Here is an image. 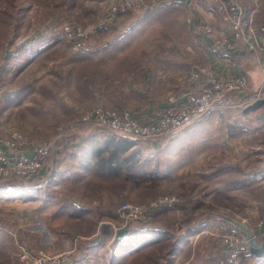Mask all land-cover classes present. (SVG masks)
Masks as SVG:
<instances>
[{"label":"rangeland","instance_id":"374dc122","mask_svg":"<svg viewBox=\"0 0 264 264\" xmlns=\"http://www.w3.org/2000/svg\"><path fill=\"white\" fill-rule=\"evenodd\" d=\"M158 1V6L151 10L112 14L114 0H0V89L3 90L0 139L21 132L25 147H37L49 139L56 141L46 168L32 178L9 179L22 180L27 184L25 190L32 191L37 198L30 201L6 197L11 205L0 204V264H22L24 249L61 254L48 251L47 246L55 245L61 250L75 237L87 241L83 234L74 231H94L91 219L73 222L66 215L56 217V212L81 209L98 215L103 212L111 223L104 222L101 227L111 231L120 222L114 210L121 202L146 204L164 195L180 199L174 207L155 211L151 215L155 219L149 223L134 221L129 225L138 229L149 226V230L162 233L156 248L137 256L133 264H147V259L152 260L149 264H168L169 251L179 242L178 235L195 226L200 228L201 223L210 227L204 228L210 231L201 228L199 233L186 237L193 240L189 244H193L196 264L201 263V254L211 243L217 252L214 264L220 263L229 248L226 236L239 233L226 229L228 224H243L254 234H260L257 231L264 225V108L250 109L248 113L247 108H229L174 134L139 138L134 148L142 151V161L137 165L127 166L119 175L92 170L88 141L104 144L107 138H119V135L93 122L84 123L81 120L84 111L96 105L129 111L122 106L127 103L121 100L120 92L130 91L136 68L149 65V61L144 62L147 56L149 60L155 57L156 69L164 66L159 58L163 54H169L171 60L180 55L191 57L193 62L187 64L189 81L195 64L203 65L194 59L195 42L199 41L194 25L210 20H199L192 1ZM104 16L107 23L99 26ZM223 21L226 29L227 21ZM66 24L70 26L68 30ZM79 27L97 30L89 36L93 39L78 50L67 37L76 38ZM216 31L220 36L222 32ZM35 40L43 43L39 49L29 45ZM121 40H137L135 48L127 51L132 63L124 64L126 70L120 61L127 50L119 51L123 47L119 45ZM7 49L17 54L6 56ZM34 53L30 60L28 57ZM25 56L28 63H21ZM241 64L246 72L255 70L246 58ZM258 80L256 87L250 81L252 88L248 93L260 88L264 78ZM161 113L156 119L144 121L154 122ZM2 122L6 124L5 132ZM79 128L78 134L87 137L78 145L84 150L70 151L68 142L77 135L74 129ZM74 164L82 166L80 172L73 171ZM47 198L53 201L47 203ZM220 216L233 222L224 219L218 222ZM37 226L48 229L51 235L45 229L37 232L48 236L47 242L24 233V230L29 234L36 232ZM198 234L204 235L196 239ZM71 252L66 262L72 260ZM256 262L252 253L245 264Z\"/></svg>","mask_w":264,"mask_h":264},{"label":"built area","instance_id":"2783aa9c","mask_svg":"<svg viewBox=\"0 0 264 264\" xmlns=\"http://www.w3.org/2000/svg\"><path fill=\"white\" fill-rule=\"evenodd\" d=\"M111 1V0H110ZM111 6L112 14L151 10L158 6V0H114ZM218 11L223 14L227 21V28L219 36L217 29L211 21L195 22L194 29L200 36L210 40L212 53L217 55L222 51L238 53L243 51L257 56L264 73V24L253 25L248 22L242 0H211ZM105 16L100 18V25H106ZM98 26V27H99ZM66 24V30L69 29ZM97 28H78L77 37L68 36L67 39L74 43L76 49L83 46L93 38ZM245 73L235 71L218 72L211 65H197L190 71V81L199 83L207 80L198 94H192L188 102L182 107H172L164 110L154 122H147L132 115L130 111L107 109L101 105L86 110L81 115L84 123L93 122L102 129L119 135L138 140L139 138H151L159 135L174 134L203 118L214 113L225 111L229 108L246 109L259 99H264V82L260 88L252 93L250 80ZM3 90L0 89V97ZM261 108H264V104ZM21 132L12 134L11 138L0 139V183L9 179H28L46 168L54 150L56 141L49 139L34 149L32 155L25 153V145L22 144ZM180 197L164 195L154 198L146 204H134L129 201L121 202L114 214L120 219L115 225L114 234L123 228H128L131 222L139 221L149 223L151 215L162 208L174 207ZM260 234H254L256 238L264 234V225L259 229ZM226 236L228 250L225 252L219 264H245L252 254L248 243L247 233L234 227ZM245 232V233H244ZM254 233V232H253ZM237 235L236 237L234 236ZM69 253L48 255L44 251L23 250L21 255L22 264H59L68 261Z\"/></svg>","mask_w":264,"mask_h":264},{"label":"crops","instance_id":"0c3cea01","mask_svg":"<svg viewBox=\"0 0 264 264\" xmlns=\"http://www.w3.org/2000/svg\"><path fill=\"white\" fill-rule=\"evenodd\" d=\"M184 3L192 1L194 3V11L197 17L203 19H209L212 21L215 25L216 28L219 32H223L225 29V22L223 21L222 15L213 7V4L209 0H179ZM244 4V8L246 10V17L248 22L252 23L253 25H260L264 24V0H242ZM208 21V20H207ZM35 37H37L35 35ZM137 43V40H121L120 46H123L119 49V51H123L124 49H127L126 51H123V55L121 56V63H122V68L124 70L128 69L124 67L125 63H129L132 61L129 60L128 57V52L130 49L135 48ZM48 44V42L46 43ZM196 44V45H195ZM195 49L193 50L192 47L190 46V49H192L196 53V58L195 61L197 63L203 64V65H211L215 70L218 72H229V71H235L238 73H245L248 75L250 81L253 83V86L256 87L259 85V78L263 77L264 78V73L263 69L260 65L259 59L257 56H254L252 53H246L243 51H239L238 53H231L229 51H222L220 54H213L212 53V45L210 43V40L205 37V36H200L199 35V41L195 42ZM30 46H34L35 49H39L43 43L37 42V40L32 41ZM128 51V52H127ZM11 54H17L14 50L7 49L5 52V55ZM26 55V54H25ZM35 56V53L33 55H30L28 58L30 60ZM25 56V60H21V63L26 62L28 59ZM161 59V62L164 64L162 69H156L153 66V62L155 60V57H151L149 60L148 56L144 58V62L149 61V65L147 67H142V68H136L137 71H135V74L132 76V79L135 80L134 84H130L128 90L126 92H120V97L121 100L127 103V105H122L128 108V110L132 113V115L143 119V120H151V119H156L158 115L165 109L170 108V107H182L184 106L190 96L192 94H198L200 91V88L206 84L207 80H202L199 83L191 82L187 80V70L189 66L191 57H188L187 55H180L178 57H175L173 60H171L169 54H163L159 56ZM246 58V61L248 62L249 66L252 65L255 70H250L249 72H246L242 68L241 61ZM140 62V61H138ZM28 63V62H26ZM25 63V64H26ZM199 64H195L197 66ZM138 67V66H137ZM137 79V83H136ZM258 83V84H257ZM119 97V98H120ZM262 107V106H261ZM126 108V109H127ZM260 108V107H259ZM258 109V108H256ZM248 113L249 111H245ZM3 125H1V128H6V124L2 122ZM81 129H74L76 132V136L72 137L69 141V146H71L70 151H78L81 152L84 150L82 147L79 148L80 143H84V140L87 139V137L81 136L79 133ZM3 135V134H1ZM81 136V137H80ZM84 139V140H83ZM81 140V141H80ZM83 140V141H82ZM89 140V139H88ZM105 141V140H104ZM103 141L97 142V141H88V144H90V152L88 153L91 154L92 156V170L95 171V173L100 172L96 170L94 166V151L96 147H98L96 144L102 143ZM79 145V146H78ZM82 145V144H81ZM36 146H31L29 145L28 147L25 148V153L28 155H32L34 153V149ZM75 152H72L74 154ZM83 155L85 156L86 153L82 152ZM70 160V158H69ZM63 162V160L61 161ZM64 163V162H63ZM81 165L79 164H74L72 166L73 171L75 172H80L81 171ZM65 169V168H63ZM40 190V188H36V190ZM37 198L36 194L30 197V199L26 198V200L33 201ZM15 199V198H14ZM33 199V200H31ZM47 203L52 202L53 199L47 198L45 199ZM10 200H6V197H0V204L1 205H11L9 204ZM28 203V201H26ZM78 204L77 202H75ZM80 209L82 206H79ZM83 208V207H82ZM78 209V210H80ZM85 210V209H84ZM80 210L78 212L72 211V212H56V217L60 215H66L68 217H71V221L73 222H81L82 220H88L91 219L92 223L94 224V231H91L89 233H81V231L76 230V234H82L85 236L84 238L87 239L86 242L83 240L80 241L75 237L72 242H67L65 245V248H62L61 250H58L55 245H52V247L47 246L48 251H54V253L61 252L62 251H71L72 250V260L70 262H63V264H133L132 260L136 258L137 256H140L149 250H152L156 248L155 243L154 244H147L142 248V250L138 253L131 254V256H127V253H119L117 254V257L113 259L115 249L112 246V242L115 238L117 237H128L133 233V228H123L117 232V234H114V230L112 229H104L102 228L101 224L102 223H111L107 219V215L105 213L101 212V214L98 215V213H92L91 210ZM60 213V214H59ZM96 214L97 216L92 218V216ZM35 218V217H32ZM152 218L155 219V216ZM152 218L150 217V221H152ZM219 218V217H218ZM38 219V218H36ZM224 217L220 216V219H218V222H221ZM28 218L24 220L27 222ZM226 222H233L232 219H224ZM142 223V222H141ZM145 224V223H142ZM147 224V223H146ZM41 225V224H40ZM200 228L199 226H195L194 228H191L189 231L186 230L183 235H178L179 237V242L175 244V247L171 248L169 251V256L170 260L168 264H196V254L194 255L193 252V244H189L190 241L193 240H186L189 235L192 234H197L199 233L201 228H206L207 226L203 223ZM25 227H31L30 224H25ZM144 227V226H143ZM146 230H148L149 226H145ZM198 227L199 229H197ZM236 227V226H235ZM237 227H239L237 225ZM40 228V229H39ZM153 229V227H150ZM210 228V227H207ZM233 229L234 225L228 224L226 226V229ZM240 228V227H239ZM29 229V228H28ZM31 229H33L31 227ZM45 229L48 235H51L46 228V226H37L36 228L34 227V230L36 232H27L28 230H24V233L27 235H34L36 239H42V241L47 242L48 241V236H42L40 234H37L39 230ZM125 229V230H124ZM138 229V228H136ZM197 229V230H196ZM242 229V228H241ZM140 230V228L138 229ZM144 230V229H143ZM206 230V229H204ZM141 231V230H140ZM210 231V230H206ZM226 231V230H225ZM257 232H261L258 230ZM154 233V232H153ZM167 233V232H166ZM208 233V232H207ZM159 236H162L161 232H157ZM213 234V233H212ZM109 235L110 240H107V236ZM168 235V233H167ZM204 235V234H202ZM202 235H199L196 237L199 238ZM111 236V237H110ZM151 236V235H149ZM52 239H54L53 236H51ZM47 238V240H46ZM95 238V239H94ZM259 241L262 242L263 234L258 237ZM184 240L186 242L184 243ZM52 242V241H51ZM183 242V243H182ZM182 244V246H180ZM212 243L210 244L208 250L205 253L201 254V258L199 261H201L200 264H214L217 261V252L215 251V248H213ZM126 256V257H125ZM215 256V258H214ZM257 258V262L255 264H264V257H258L254 255ZM129 257V260L126 261V259ZM152 260L147 259V264H149ZM154 262V261H153ZM153 264V263H152Z\"/></svg>","mask_w":264,"mask_h":264},{"label":"trees","instance_id":"16d2710c","mask_svg":"<svg viewBox=\"0 0 264 264\" xmlns=\"http://www.w3.org/2000/svg\"><path fill=\"white\" fill-rule=\"evenodd\" d=\"M96 145L98 147L94 151V166L103 174L119 175L127 166L133 167L142 161V151L140 148L138 150L134 148L138 145L136 139L127 137L107 138L104 144L98 143ZM26 185L22 180L17 179L0 183V197L30 199L35 194L25 190ZM133 230L135 234L126 238L117 237L113 240L112 246L115 249L113 259L117 257V254L123 252L127 255L138 253L144 246L154 244L158 241L157 238H160L157 231L149 229H140V231L136 228Z\"/></svg>","mask_w":264,"mask_h":264},{"label":"water","instance_id":"95a60500","mask_svg":"<svg viewBox=\"0 0 264 264\" xmlns=\"http://www.w3.org/2000/svg\"><path fill=\"white\" fill-rule=\"evenodd\" d=\"M263 104H264V99H259L254 103H252L250 106H248L247 111H249L250 109L252 110L259 108ZM238 226L246 231L248 237V243L252 253L258 257H264V234H263L262 242H260L258 238L255 237L253 231L250 228L245 227L243 224H239Z\"/></svg>","mask_w":264,"mask_h":264}]
</instances>
